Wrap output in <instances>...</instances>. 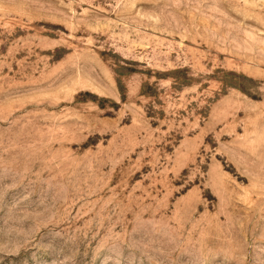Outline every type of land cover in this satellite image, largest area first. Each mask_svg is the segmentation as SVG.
<instances>
[{"label":"rangeland","instance_id":"374dc122","mask_svg":"<svg viewBox=\"0 0 264 264\" xmlns=\"http://www.w3.org/2000/svg\"><path fill=\"white\" fill-rule=\"evenodd\" d=\"M0 264H264V0H0Z\"/></svg>","mask_w":264,"mask_h":264}]
</instances>
